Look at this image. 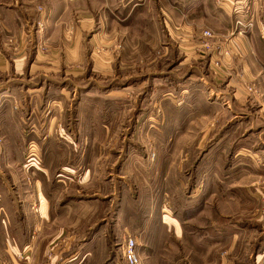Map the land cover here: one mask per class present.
<instances>
[{
  "label": "rangeland",
  "instance_id": "obj_1",
  "mask_svg": "<svg viewBox=\"0 0 264 264\" xmlns=\"http://www.w3.org/2000/svg\"><path fill=\"white\" fill-rule=\"evenodd\" d=\"M226 3L148 1L142 6L146 32L127 34L135 46L130 48L118 35L108 38L105 1L99 0L96 26L85 36L87 64L51 66L44 75L40 69L30 80L27 73L24 80L0 73V111L20 120L25 134L18 155L12 151L21 154L16 182L0 159L6 196L26 203L27 195L16 198L13 188L30 187L37 202L43 186L49 220H70L67 241L76 239L69 250H80L61 258L51 250L39 263L124 264L118 244L131 234L141 245L142 264H264V127L238 128L235 118L249 119L250 110L239 116L225 111L221 99L213 103L217 93L203 99L192 92L207 75L218 82L243 75L226 45L235 33L224 32L225 22L237 31L257 29L255 38L264 41V0H246L232 12L223 11ZM170 10L195 15L193 49H181L179 37L155 32L150 14L165 18ZM224 12L232 14L223 23ZM188 86L194 88L184 91ZM245 86L255 99L257 88ZM5 89L14 94L2 95ZM183 93L194 97L193 109H183ZM12 206L13 220H24ZM37 229L31 249L18 256L23 264L39 245ZM105 235L111 248L106 258L90 246Z\"/></svg>",
  "mask_w": 264,
  "mask_h": 264
},
{
  "label": "crops",
  "instance_id": "obj_2",
  "mask_svg": "<svg viewBox=\"0 0 264 264\" xmlns=\"http://www.w3.org/2000/svg\"><path fill=\"white\" fill-rule=\"evenodd\" d=\"M104 1L107 16L106 29L104 31L107 33L108 38L111 36L109 33H112L113 37L118 35L124 40V47L133 48L135 46L131 45V40L127 34L131 32H146L145 19L142 16L145 15V10H142V6L148 1L162 0ZM230 1L234 2L231 6ZM245 1L227 0L222 9L225 12L228 9L229 12H232L233 5L241 8ZM155 5L156 7L158 6L156 2ZM98 7L99 0H0V73L6 75L7 80H24V75L27 73L26 79L30 80L36 77L35 75L40 69L43 70L40 74L44 75V73L46 74L53 69L51 66L73 63L76 65L87 64L90 61V56H88L89 46L88 42L85 41V36L90 31H93L96 26V13H98L96 10ZM225 12L221 16L223 23L224 15L225 17L228 15ZM189 13L191 12L183 16L170 10L165 18L161 12H154L150 14V17L154 21L152 24L158 27L155 32L158 31L160 35L163 32H167V34L172 35L173 39L175 36L179 37L181 49L188 50L193 49L195 46V15L190 16L188 15ZM209 14L211 13L209 12ZM231 14L229 13L228 16ZM163 18L165 21H163ZM133 25H136L137 29L132 30ZM223 25L225 26L224 32L226 34L235 33L226 45L233 52L235 56L233 60L240 67L237 72H243V75L237 76L236 73H233L231 77L229 75L226 76L225 82H218L217 79L207 75L205 79L198 82L201 86H197L192 92L197 90L198 96H204L203 99L217 93L218 100L214 99L213 103L221 99L223 101L221 105L225 111L233 112L239 116L250 110L252 115L245 117L249 119L235 118L236 124H238L237 127L241 128V123H246L247 127L254 126L262 129L264 127V108L258 111L260 106L257 105L258 107L256 108L254 106L259 100L261 104L264 103V62H262V57L260 56L264 53V41H259L258 37L255 38L254 32L257 29L243 32L242 30H234L235 27L233 29L230 28L226 22ZM254 39L256 40L254 41ZM94 40V37L90 39V45L93 44ZM160 42H162V39ZM138 47L140 48L141 46L138 44ZM92 54L95 55L94 52ZM95 58L98 59L97 55ZM91 59L94 61V56H91ZM247 83L257 88L259 94H255V99L250 97L251 95L246 90L245 85ZM218 87L221 88V92H216ZM193 88L188 86L184 91L189 92ZM29 90L33 93L39 89L30 88ZM4 91L2 95L5 96L9 95L7 94L9 92L14 94V90L5 89ZM186 95L183 93L180 99L184 102L186 101L187 105L185 104L183 109L188 111L195 107V100L189 94ZM260 96L262 97L260 98ZM206 105L211 104L208 103ZM174 107L177 108V106ZM201 110L205 111V106ZM11 118L10 115L7 116L6 114L3 116V112L1 113L0 111V159L6 161L11 177L10 182L14 183L18 179L19 167L16 161L19 160L21 155L16 156L18 155L17 149L18 146L24 143L25 134L23 133L24 125L22 122L15 119L10 120ZM190 144H194V142H190ZM1 145L5 146V148H2ZM12 151L16 155L12 154ZM3 152L4 154L2 155ZM0 170L5 174V169H2L1 164ZM0 178V264H23V261H20L18 256L26 250L24 249L26 246L29 245L31 249L32 242L36 240L34 235L36 227H38L39 245L31 253L32 258L26 261V264H41L39 263L40 257L44 258L46 254L52 251L55 258H61L76 239V236L72 235L69 236L67 241L66 226L71 224L70 220H49L51 207L47 197L44 195V189L40 188L43 186L38 187L39 198L37 202L35 190H31L30 187H26V189L24 187L23 191L20 187H17L18 189L13 188L17 195L16 198L21 194L27 195L26 203L20 200L9 202V198H12L9 194L6 196L7 193H10L9 186L3 183L4 177L1 173ZM15 204L18 205L15 206ZM11 206L12 210L16 212L19 209L23 211L24 220H13V214L9 211ZM72 221L77 223V220ZM45 225L47 228H45ZM51 226L55 228L53 234L45 231ZM108 239V236L105 235L104 238L97 237L91 240L90 246L94 248L93 251L100 250L97 255H101L104 258L109 256L111 248ZM69 251L73 255L79 253L80 250L76 249L74 253L73 249ZM143 264L145 263L143 262Z\"/></svg>",
  "mask_w": 264,
  "mask_h": 264
},
{
  "label": "built area",
  "instance_id": "obj_3",
  "mask_svg": "<svg viewBox=\"0 0 264 264\" xmlns=\"http://www.w3.org/2000/svg\"><path fill=\"white\" fill-rule=\"evenodd\" d=\"M207 35H211L210 32L206 31ZM253 91V88H248ZM138 240L135 236L128 234L118 244V258L124 264H142V258L138 250Z\"/></svg>",
  "mask_w": 264,
  "mask_h": 264
}]
</instances>
